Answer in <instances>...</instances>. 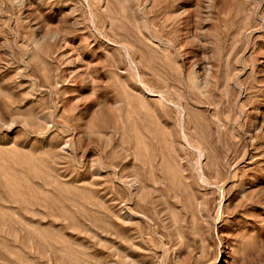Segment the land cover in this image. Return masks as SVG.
<instances>
[{
    "label": "rangeland",
    "instance_id": "1",
    "mask_svg": "<svg viewBox=\"0 0 264 264\" xmlns=\"http://www.w3.org/2000/svg\"><path fill=\"white\" fill-rule=\"evenodd\" d=\"M0 264H264V0H0Z\"/></svg>",
    "mask_w": 264,
    "mask_h": 264
},
{
    "label": "bare ground",
    "instance_id": "2",
    "mask_svg": "<svg viewBox=\"0 0 264 264\" xmlns=\"http://www.w3.org/2000/svg\"><path fill=\"white\" fill-rule=\"evenodd\" d=\"M203 158V157H202ZM128 216V215H127ZM125 217V216H124ZM16 260V259H15Z\"/></svg>",
    "mask_w": 264,
    "mask_h": 264
}]
</instances>
